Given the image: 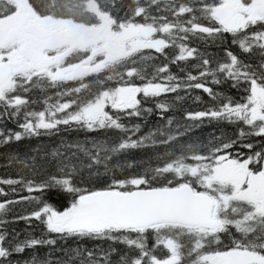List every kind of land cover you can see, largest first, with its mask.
Instances as JSON below:
<instances>
[{"label":"snow or ice","instance_id":"6c2138e0","mask_svg":"<svg viewBox=\"0 0 264 264\" xmlns=\"http://www.w3.org/2000/svg\"><path fill=\"white\" fill-rule=\"evenodd\" d=\"M0 169V264H264V0H0Z\"/></svg>","mask_w":264,"mask_h":264},{"label":"trees","instance_id":"16d2710c","mask_svg":"<svg viewBox=\"0 0 264 264\" xmlns=\"http://www.w3.org/2000/svg\"><path fill=\"white\" fill-rule=\"evenodd\" d=\"M206 95V94H205ZM191 103V102H190ZM197 105L195 103H192V107H196ZM210 129H205V133H207V131H209ZM3 172V169H0V174H2ZM19 226H22V225H19Z\"/></svg>","mask_w":264,"mask_h":264}]
</instances>
